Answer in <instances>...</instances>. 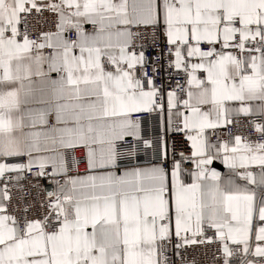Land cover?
<instances>
[{
  "label": "snow or ice",
  "instance_id": "1",
  "mask_svg": "<svg viewBox=\"0 0 264 264\" xmlns=\"http://www.w3.org/2000/svg\"><path fill=\"white\" fill-rule=\"evenodd\" d=\"M0 264H264V0H0Z\"/></svg>",
  "mask_w": 264,
  "mask_h": 264
},
{
  "label": "built area",
  "instance_id": "2",
  "mask_svg": "<svg viewBox=\"0 0 264 264\" xmlns=\"http://www.w3.org/2000/svg\"><path fill=\"white\" fill-rule=\"evenodd\" d=\"M32 24L36 25L37 27H40L41 26V23L38 22V18L36 20H33L32 21ZM84 170V167L81 166L79 171L82 172Z\"/></svg>",
  "mask_w": 264,
  "mask_h": 264
},
{
  "label": "crops",
  "instance_id": "3",
  "mask_svg": "<svg viewBox=\"0 0 264 264\" xmlns=\"http://www.w3.org/2000/svg\"><path fill=\"white\" fill-rule=\"evenodd\" d=\"M86 27L90 28L91 26L89 25V26H86ZM220 167H221V170H223L222 166H220ZM83 172H84V170L81 173H83Z\"/></svg>",
  "mask_w": 264,
  "mask_h": 264
}]
</instances>
